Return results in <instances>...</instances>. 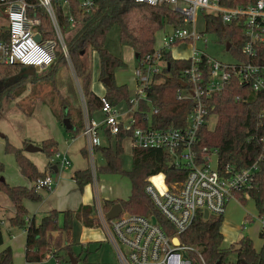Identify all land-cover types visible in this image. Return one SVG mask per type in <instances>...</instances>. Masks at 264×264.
Listing matches in <instances>:
<instances>
[{"label": "trees", "instance_id": "trees-1", "mask_svg": "<svg viewBox=\"0 0 264 264\" xmlns=\"http://www.w3.org/2000/svg\"><path fill=\"white\" fill-rule=\"evenodd\" d=\"M222 4L231 7L247 6L258 0H220ZM70 9L77 20L75 27H71L68 15L59 3L54 6L59 26L65 37L70 58L79 79L85 96V103L89 117L103 106L102 97L91 89L92 69L90 65V51L98 53L100 59L99 79L105 81V98L112 104L118 105L121 101H130V92L126 84H118L115 80V71L126 67L121 56L110 52L105 41L107 34L115 25L120 29V42L131 46L137 55V67H145L148 57L154 52L155 35L166 24H180L182 17L171 8L167 2L152 5L136 0H94V5L88 10L81 9L78 0H69ZM42 17L41 31L46 38L55 36L54 28L48 13L44 8L39 9ZM206 20V31L216 33L221 42H229V52L233 57L249 60L242 53L245 43L244 24L238 20L223 23L221 17L213 12H203ZM167 66L160 73L153 76L152 82L146 89V97L141 98L134 110V126L166 129H183L188 122V115L192 111L195 100L193 98L180 99L178 91L185 87L182 81V72L190 66L191 59L174 58L169 51L163 53ZM258 59H255L257 62ZM67 63L61 52L58 53V63L41 78L52 82L56 89L57 71ZM24 66L20 64H0V113L4 108L5 98H17L25 90V82H35L36 75L22 74ZM62 107L56 117L63 122L66 118L73 123L67 130L69 138H75L84 127L82 107L77 112L78 119H73L71 110L63 112L68 99L61 97ZM64 103V104H63ZM131 105V104H130ZM211 116H216L214 127L205 123L197 133L193 151L199 163H208L206 156L209 152H218L221 166L231 163L238 168L252 164L261 153L260 135L263 130L258 126L259 114L264 110V94L255 91L247 83L241 84L236 78L230 82L224 93L208 100ZM26 114L32 115L34 105L22 108ZM151 113V114H150ZM127 131L116 135L107 132L114 144L99 145L96 152L102 153L105 163L97 166V173L114 172L127 176L131 181V193L126 200L104 199L103 209L108 211L115 203H121L126 211L147 216H155L159 225L169 236H175L176 230L171 222L162 215L150 196L145 191L147 178L163 172L167 183L181 182L185 179L188 170L174 167L170 164V154L163 148L136 147L132 152V167L130 170L122 168V141ZM28 143L25 142V145ZM42 150L52 157L58 151V143L49 138L41 144ZM5 152L15 156L20 172L34 182L45 177L47 172L39 170L37 165L26 155L23 147H17L7 141ZM85 154L87 151L85 150ZM262 181L258 190L251 194L256 199L257 206L262 201L264 188V166ZM5 166L0 163V191L6 193L15 205V213L10 218L12 227L26 229L25 260L27 262H42L47 255H52L57 264H71L68 258L72 254L78 260L77 264H117L93 263L85 258L81 260L74 253L73 238L74 220L81 219L85 226L97 225L95 206L83 205L77 211L70 209H53L43 215L39 222L29 218V211L24 204L25 200L39 202L43 195L34 185H11L3 178ZM49 170L54 172L53 168ZM73 179L80 189L91 183L92 171L90 168L77 170ZM160 177L154 178V180ZM242 203L247 202L246 198ZM247 217V216H246ZM224 215H210L205 218L200 211L187 230L179 234L183 245H194L201 253L206 264H264V244L256 250L251 238L242 236L236 248L237 260L228 262L227 258L232 246L224 245L222 232ZM100 224V223H99ZM99 226V225H97ZM4 243L3 230L0 223V264H14L11 246L1 248ZM84 244H82V249ZM193 264H203L197 253L189 252Z\"/></svg>", "mask_w": 264, "mask_h": 264}, {"label": "built area", "instance_id": "built-area-1", "mask_svg": "<svg viewBox=\"0 0 264 264\" xmlns=\"http://www.w3.org/2000/svg\"><path fill=\"white\" fill-rule=\"evenodd\" d=\"M136 1L152 5L167 2L181 15L182 23L173 25L172 30L164 34L162 45L148 57L149 61L145 67L137 69L138 87L136 96L130 102L131 106L134 105L136 109L139 100L146 97V89L153 76L167 66L163 53L169 51L172 54L173 46L186 41L191 46V54L185 59H191V63L182 72L185 87L179 89L178 97L193 98L195 104L183 129H160L152 126H134L133 117L125 122L121 118L118 105H112L105 96H102L104 128L100 122L90 118L85 109L82 132L88 140L87 150L92 157L95 148L101 144V128L112 135L127 131L126 138L133 149L136 147L166 149L171 157L170 164L178 168L184 167L188 173L183 181L169 184L166 175L160 172L149 176L145 186L146 193L158 210L175 228L177 232L175 236L167 235L157 219L153 222L152 218L155 216L123 210L119 216L108 220L102 206H98V215L106 228L108 239L117 252L118 264H193L192 258L188 256L189 252L197 253L202 263L206 264L197 247L183 245L179 234L189 228L200 211L204 213L207 209L209 216L224 215L231 200L241 202L242 199L246 198L248 201L252 198L256 203L251 193L258 190L262 181L264 110L260 112L258 122V126L263 130L260 135L262 151L247 167L238 168L231 163L221 166L216 150L206 156L208 163H199L193 148L200 128L205 123L210 126L214 117L212 115L210 120L208 119L211 112L208 100L222 95L233 78L264 94V0L237 7L226 6L220 0ZM78 2L80 8L84 10L94 5V0ZM56 3L62 5L71 27H75L77 20L71 12L69 0H0V64H20L27 68H36V73L41 75L58 63V53L61 52L74 72L69 49L54 9ZM41 8H44L51 19L55 34L52 38L44 37L41 31L42 17L39 12ZM205 11L219 15L223 23L241 20L246 36L242 53L249 60L231 55L232 62L221 61L195 47V42L203 36V32L197 28V17L199 13L204 17ZM255 59L258 61L255 62ZM51 158L60 162L62 168L69 166L67 156L59 151ZM91 166L94 183H97V166L94 160ZM157 177L160 179L154 180ZM54 184L51 174H46L45 177L33 182L38 190H51ZM262 194L255 218L259 223V236L264 244V188ZM246 216L244 224L253 221L249 213ZM174 238H178V244L174 243Z\"/></svg>", "mask_w": 264, "mask_h": 264}, {"label": "rangeland", "instance_id": "rangeland-1", "mask_svg": "<svg viewBox=\"0 0 264 264\" xmlns=\"http://www.w3.org/2000/svg\"><path fill=\"white\" fill-rule=\"evenodd\" d=\"M186 27L189 28V26L187 25ZM197 28L203 32V36L195 42L194 45L196 48L218 60L226 62L233 61V58L228 50L229 42H221L216 33L206 31L205 19L201 13H199L197 18ZM167 29L171 30V27L167 26ZM162 34L163 30H159L156 33V46L161 43ZM105 46L113 54L119 55L124 58V62L127 66L116 70L115 79L116 82L126 83L128 89L131 90V96H134V92L132 91L134 86H132L130 82L132 80V77L133 79H136V76L134 75L133 68L131 66L132 62H130L131 60H129V58L127 57V54L129 53V51L127 50L128 47L120 42V29L118 25L113 26L107 34ZM173 47V51L177 54L189 52L188 44H186L185 42H181ZM93 57L94 58L92 65L94 66L93 69L95 72L97 71L99 64L97 62V57L95 56V54ZM47 73L48 72H45L41 75ZM71 74L72 73H70L69 70H65L64 67L61 66L57 71L56 75V89L53 87L52 82H49L47 79L41 78L40 75L35 74L38 78L35 80V82H25V84L23 85L25 86V90L19 97L15 99L11 97L4 99V107L8 106V108L14 109L15 107H17L18 109H24V107H31V105L36 106V104L38 105L40 102L45 103L39 105L40 107L33 117H26L22 113H14L13 111H9L6 117H0V133L5 134V137H0V163H3L5 166L3 172L5 177H7V182L22 181L21 183H27L26 180L21 177L17 171L14 155L12 153L5 152V145L7 141H9L15 146H19L21 145L20 143H23L24 138L30 140L31 137H33L32 135H34V133L36 135L35 137L40 138L46 137V135H54L55 139L59 138V148L61 149V147H63V140L69 138L65 127L62 125L61 121H58L55 114L58 113L62 107L61 97H63L64 99H68L70 103L73 102L72 105L73 108L75 105L76 113L79 111V108H81V94L75 84V77H73ZM123 106L125 110H127L121 116V118L125 122H128L134 111V105L128 106V104L125 103L123 104ZM65 110L66 107L63 108V112H65ZM215 122L216 116L211 119L210 127H214ZM47 129L49 130V132ZM100 138L102 144L108 142V140L105 139L102 133L100 134ZM32 156L34 157V163L37 165V167L40 170L44 171L45 166L48 161H50L51 157H49L47 153L43 150H39L33 153ZM81 158H75L71 156L70 159H72V165L69 169L85 165V162L87 160ZM132 160L133 157L128 147V144L124 143V153L122 154V168L125 170H130L132 167ZM95 161L98 166L105 163V159L102 153H95ZM59 167L60 169L62 168L60 165ZM67 170L68 169L64 171L69 172ZM51 174L55 181V176H57V174ZM97 175L99 195L101 199L103 197H106L109 199L126 200L129 197L132 186L131 181L127 176L114 172H100ZM14 184L19 183H11V185ZM248 213L252 216L253 221L244 224V222L247 220H245V217ZM257 213L258 207L252 198H249L248 201L245 203L238 202L237 200H231L228 203L224 213V219L222 224L223 234L226 238V240L224 241V245L232 246V251L227 258L228 262H235L237 260V253L235 250L236 248H238V242L240 237L242 236H247L251 238L256 250H260V248L263 246V241L258 233L259 223L255 218V215ZM4 216L5 220L4 223H1V228L4 233L5 244H10L13 249L14 264H56V260L51 255H47L42 262H26L24 257V232L22 229H9V213L5 214ZM37 218L40 219V214H38ZM100 221L101 220L99 218H96L97 225H100ZM9 230L12 231L9 232ZM83 230V227H79V224L76 223V240L73 239L75 242V244L73 245V250L74 253L79 256L81 260H84L86 258L88 262L93 263L109 262L118 264L117 252L112 242L108 239V236L104 234V230L102 228H100V230L103 232L102 237L99 238L100 240L96 241L90 239V241L86 240L88 232L86 231V234L84 236ZM12 235H15V237H12ZM83 238H85L86 241H82ZM82 243H84L83 249Z\"/></svg>", "mask_w": 264, "mask_h": 264}, {"label": "crops", "instance_id": "crops-1", "mask_svg": "<svg viewBox=\"0 0 264 264\" xmlns=\"http://www.w3.org/2000/svg\"><path fill=\"white\" fill-rule=\"evenodd\" d=\"M198 18V17H197ZM205 19V18H204ZM206 22V20H205ZM181 24V23H180ZM173 25H178V24H166L164 28H162L161 30H163V34H162V37H161V43L156 46H154V50L156 48H159L161 45H162V39H163V36L166 32H169L172 30V27ZM206 25V23H205ZM167 26H170L171 27V30H168L167 29ZM168 30V31H166ZM181 43V42H180ZM186 44H188V48H189V52L188 53H182V54H177L173 51V48L171 49L172 51V56L174 57H188L190 56L191 54V46L190 44L186 41L185 42ZM179 44V43H178ZM176 44V45H178ZM127 46V50L129 51V53L127 54V57L129 58V60H131L130 62H132V68H133V72H134V75L136 76L135 78L136 79H133L132 77V80H131V85L134 86L133 88V94L134 96H131V90L129 89V92H130V101H121L117 107H119V110L121 112V116L126 112L123 104L127 103L128 106H131L130 105V102L131 100L134 99V97L136 96V88L138 87V77H137V69L139 67H137V63H136V54H135V51L134 49L129 46V45H125ZM229 46H230V43H229ZM229 50V48H228ZM230 53V52H229ZM97 57V62H98V68H97V71L94 72V69H93V65H92V62H93V56ZM232 55V54H231ZM124 61V58L121 57ZM90 65H91V69H92V84H91V89L96 93L98 94L100 97L104 96L105 93H106V87L104 85V83L99 79V73H100V59H99V55L96 51L94 50H91L90 51ZM127 66V65H126ZM62 67H64V69L66 70H69L70 73H72L71 75L73 77H75V84L77 86V89L79 90L80 94H81V99H82V102H81V106L82 109H83V115L85 116V109L87 110L86 108V103H85V96L83 94V90H82V87L80 85V82H79V79L78 77L75 75L76 72L74 70V72L70 69L69 65L66 63L65 65H62ZM25 69L27 67H24ZM24 69V70H25ZM63 69V68H62ZM119 69V68H118ZM117 70V69H116ZM75 73V74H74ZM35 74L36 71H35ZM34 74V75H35ZM115 74H116V71H115ZM116 77V75H115ZM116 80V79H115ZM118 84H126V83H120V82H117ZM66 84V83H65ZM127 85V84H126ZM73 103V102H72ZM72 103L68 102L66 103V105L64 107H66V110H71V112L73 113V116L74 118L73 119H78V116H77V113H76V108H75V105H74V108H73V105ZM40 104H45L44 102H40L38 105L36 104V106L34 105V111H33V114L32 115H28L26 114L23 110H21V108H17L15 107L14 108H8L7 107H4L2 112H1V116H4L6 117L7 113L9 111H13L14 113H22L23 115H25L26 117H33L34 114L37 112V110L39 109V105ZM73 108V109H72ZM135 110V109H134ZM64 112V113H65ZM133 114H134V111L132 113V116L131 118L133 117ZM151 114V113H150ZM56 115V114H55ZM92 118H94L95 120H97L98 122L101 123V126L103 127L104 126V123H103V120H104V114L103 112L100 110H97L95 111V113L93 114ZM131 118L129 120H131ZM128 120V121H129ZM59 121V120H58ZM85 122V121H84ZM73 123L70 122V119L66 118L63 122H62V125L65 127L66 131H67V135L69 137V132H68V128L72 126ZM84 128V127H83ZM104 128V127H103ZM48 130V129H47ZM83 130V129H82ZM82 130L76 135L75 138H66L65 140H63V147H61V149L59 148L60 147V143L58 142L59 138L58 139H55L54 138V135H46V137H35V133L34 135H32L33 137H31L30 140H28L27 138H24L23 139V143H20L21 145L17 146V147H23L24 149V152L26 153V155L34 162V157L32 156L33 153L37 152V151H34V152H27L25 150V142H27L28 144L29 143H34L35 145H38L41 147L40 143H42L44 140L46 139H49V138H53L57 141L58 143V151L67 156V158L69 159V166L67 168H61L59 167L60 165V162H58L57 160H52V158H50V161H48V163L46 164L45 166V170L42 171V172H47V174H57V176H55L56 180H55V184L53 186V188L51 190H39V192L42 193L43 195V198L41 201L39 202H33L31 200H25L24 201V204L25 206L27 207L28 211H29V218H35L36 222H39L40 219L43 217L44 214H46L47 212L53 210V209H57V210H66V209H70V210H73V211H77L80 207H82L83 205H91V206H95V216L96 218H99L101 221H100V225L99 226H94V227H87L84 225V223L82 222L81 219H75L74 220V229H73V238L74 240L75 239V228H76V223L79 224V227H83V235L85 236L86 234V231L88 232L87 234V239L88 241L90 240H100L99 238L102 237V234L103 232L100 230V228H102L104 230V234L107 236V231H106V228L103 224V221L101 219V217L98 215V206H102V210L103 212L106 213L108 211L105 212V210L103 209V203H104V199H109V198H106V197H103L102 199L100 198V195H99V186H98V181L97 183H94V179H93V182L91 181V183L87 184L83 189H80V187L77 185L76 181L73 179V175L74 173L77 171V170H83V169H86V168H90L91 171H92V166H90L92 160H94V163H95V166H98L96 164V161H95V153H96V149L94 151V154L93 156L91 157L88 153V150H87V143H88V140L87 138L84 136ZM25 132H26V129H25ZM49 132V130H48ZM107 132L106 130L102 129L100 130V134L102 133L105 137L106 140H108V142L100 145H109V144H114V140H110L108 135H107ZM3 134V133H1ZM49 134V133H48ZM111 134V133H110ZM0 137H5V134L3 135H0ZM29 138V137H28ZM38 142V143H37ZM124 143H127L128 144V147L131 151V153L133 152V148L130 146V143H129V140L126 138V136L124 137L123 141H122V144H123V148H124ZM42 150V149H41ZM85 150L87 151V154H85ZM71 156L75 157V158H78V157H82L81 159H84V160H87L85 162V165H82L80 167H73L72 169H69L72 165V159ZM15 158V156H14ZM84 164V162H83ZM15 165H16V168H17V171L19 173V175L21 177H23L27 183H21L22 181H10L8 183H19V184H14V185H25V186H32L33 185V182L30 181L25 175H23L20 170H19V167H18V164L16 162V159H15ZM54 166L57 167V171L54 170ZM52 167L54 172H51L49 170V168ZM68 169L67 171L69 172H65L64 170ZM40 170V169H39ZM58 172V173H57ZM96 174L97 173V167H96ZM3 175V178L5 179V181L7 180L4 175V172L2 173ZM52 175V174H51ZM92 177H93V172H92ZM54 179V178H53ZM97 179H98V175H97ZM21 183V184H20ZM123 210H125L123 208ZM9 213V229H20V228H16V227H12L11 224H10V218L14 215L15 213V205L14 203L11 201V199L9 198V196L0 191V223H4V220H5V214H8ZM38 214H40V219H38ZM103 226H102V224ZM259 225V224H258ZM23 232H24V237H25V243H26V229H22ZM12 231V230H9V232ZM223 232V230H222ZM91 233V234H89ZM258 233H259V227H258ZM12 234V233H11ZM224 235V234H223ZM83 236V237H84ZM3 237H4V233H3ZM12 237H15V235H12ZM241 238V237H240ZM90 239V240H89ZM86 241L85 238L82 239V241ZM226 240L225 236H224V241ZM84 244V243H82ZM25 245V244H24ZM6 246H11L10 244H5V237H4V243L3 245L1 246V248H4ZM12 248V247H11ZM13 250V249H12ZM52 256V255H51ZM24 257H25V253H24ZM53 257V256H52ZM26 261V260H25ZM27 262V261H26ZM29 263V262H28Z\"/></svg>", "mask_w": 264, "mask_h": 264}, {"label": "water", "instance_id": "water-1", "mask_svg": "<svg viewBox=\"0 0 264 264\" xmlns=\"http://www.w3.org/2000/svg\"><path fill=\"white\" fill-rule=\"evenodd\" d=\"M37 39L39 40V36H37ZM137 55L138 54H136V56ZM36 70H37L36 68H26L22 72V74L34 75ZM105 81H108V79L102 80L103 83H105ZM0 135H3V134L0 133ZM41 149H42V147H40L38 145H35L34 143H29V144H27V146H25V150L27 152L39 151ZM54 170L57 171V167L56 166H54ZM122 211H123L122 204L119 203V202L118 203H115L110 208V210L106 213V218L108 220L113 219V218L119 216ZM204 216H205V218H208L209 217V211L207 209H205V211H204ZM152 219H153V222H156V217H153ZM173 241H174L175 244H178L179 243L178 238H174ZM68 257H69V260H70V263L71 264H77L78 263V260L72 254H69Z\"/></svg>", "mask_w": 264, "mask_h": 264}]
</instances>
